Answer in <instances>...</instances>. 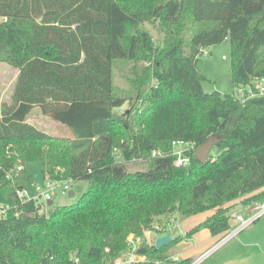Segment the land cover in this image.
<instances>
[{"label":"trees","instance_id":"1","mask_svg":"<svg viewBox=\"0 0 264 264\" xmlns=\"http://www.w3.org/2000/svg\"><path fill=\"white\" fill-rule=\"evenodd\" d=\"M0 17V64L17 71L11 104L0 103V203L12 207L0 219V264H111L129 237L143 238L173 213L213 211L188 233L217 238L232 226L225 206L264 189V96H234L264 78V0H0ZM225 40L230 92L205 93L197 57ZM116 60L146 63L126 96L112 86ZM132 100L141 105L115 112ZM34 108L72 137L29 124ZM211 136L219 141L204 164L191 151L189 168L174 166L173 142L196 149ZM136 160L149 169L129 173ZM32 162L43 179L84 181L86 191L42 212L21 203L24 169L6 175ZM179 240L143 245L142 264H191L169 260Z\"/></svg>","mask_w":264,"mask_h":264},{"label":"rangeland","instance_id":"2","mask_svg":"<svg viewBox=\"0 0 264 264\" xmlns=\"http://www.w3.org/2000/svg\"><path fill=\"white\" fill-rule=\"evenodd\" d=\"M143 28L153 38H161L151 24L144 23ZM203 51H206L207 54L204 56L200 53L196 63L197 70L205 77L201 84L202 90L205 93L214 91L221 94L229 93L231 84L229 41L225 40L223 43L207 47ZM145 65V62L133 63L128 60H116L112 66V86L115 93L121 96L132 93L134 84L131 81L140 76L141 69ZM16 76V70L5 64H0V103L3 107L8 108L11 104V94ZM134 104L138 107L141 105L140 102L135 103L132 100L124 103L115 112L121 114ZM28 123L51 136H66L64 128L42 116L37 108L31 113ZM68 133L71 135L69 130ZM215 153V150L211 149L210 155ZM17 164H20V162L17 161ZM23 169L24 172L20 178L28 196L34 195V186L42 187L50 183L53 187L52 204L50 206L43 201L42 197L36 199L41 209L48 208L52 210L55 207L72 205L87 188V183L84 181L67 183L70 188L69 191L75 193L73 198H69L68 192L63 191V183L47 182L43 179L38 163H26ZM148 169L149 164L146 160H136L126 165V170L129 173L147 171ZM260 192L261 190L246 194L225 206L227 209L226 215L231 225L234 224L231 217L234 213L247 218L244 207L253 201L251 199L255 195L258 197ZM213 213V211H210L186 218H182L179 213L163 216L155 223V226H158L160 230L145 232L143 238L139 239L136 245L141 246V248L143 245L153 246L157 238L170 235L172 239L179 238L180 240L167 250V255L169 257L177 256L180 259L189 257L192 259L191 264H264V216L218 247L216 244L223 241L226 235L223 234L213 239L206 229L192 234L187 232L190 229L189 227H197Z\"/></svg>","mask_w":264,"mask_h":264},{"label":"built area","instance_id":"3","mask_svg":"<svg viewBox=\"0 0 264 264\" xmlns=\"http://www.w3.org/2000/svg\"><path fill=\"white\" fill-rule=\"evenodd\" d=\"M3 18H0V23L3 21ZM202 54L205 56L207 53L206 51H202ZM235 98L240 102L244 103L247 100L254 98V97H262L264 96V78L255 79L249 85L244 88H238L234 93ZM195 148L192 144L184 143L183 141H176L172 143V150L171 155L175 156V167H185L189 168L190 166V159L186 156V152H194ZM160 155L159 153L153 152L152 156L155 157ZM23 167L17 166L14 169L10 170L6 178L13 180L14 177H19ZM47 182H52L49 180H45ZM34 195L28 196L25 188H20L15 190L16 198L21 202H28L34 201L35 205L38 206L40 212L44 209L37 204L36 199L42 197L44 202H50L53 196V187H51L50 183L45 184L44 186H34L33 187ZM70 190L68 184L65 182L63 183V191L68 192ZM263 193V197L260 199L254 200L247 204L244 207V213L247 218H244L242 215H238L236 213L232 214V220L234 224L231 228L224 234L226 237L223 241L216 244V246H220L223 243L227 242L231 238L235 237L240 231L244 230L258 219L264 216V189L261 190ZM12 207L9 205L1 204L0 203V219H4L7 213L11 210ZM159 227L155 226L154 231H159ZM139 239H133V237L128 238V250L126 253H123L121 256L116 258L111 264H142L146 262V259L143 255H137L135 251L140 249L141 246L136 245ZM170 261L176 262L180 260L177 256H171L169 258ZM153 264H161L160 262H154Z\"/></svg>","mask_w":264,"mask_h":264},{"label":"water","instance_id":"4","mask_svg":"<svg viewBox=\"0 0 264 264\" xmlns=\"http://www.w3.org/2000/svg\"><path fill=\"white\" fill-rule=\"evenodd\" d=\"M219 140L215 136L209 137L205 142H203L200 146H198L193 153L194 159L199 163V164H204L208 156L210 155L211 149L213 146L218 142ZM75 196V193L73 191H68V197L73 198ZM264 202V199H263ZM49 206L52 204V202L47 203ZM174 233V232H173ZM172 233V235H174ZM172 241V238L170 235H164L159 238H157L154 241L153 247L155 250L162 249L166 246H168ZM137 255H144L146 253L145 248H140L135 251Z\"/></svg>","mask_w":264,"mask_h":264},{"label":"crops","instance_id":"5","mask_svg":"<svg viewBox=\"0 0 264 264\" xmlns=\"http://www.w3.org/2000/svg\"><path fill=\"white\" fill-rule=\"evenodd\" d=\"M36 108H34V110H35ZM33 112V111H32ZM31 115V114H30ZM30 117V116H29ZM57 124V123H56ZM57 125H59V124H57ZM59 126H61V125H59ZM62 128H64V130L66 131V136H64V137H68V138H71L72 136L68 133V130L65 128V127H63V126H61ZM76 183H78V182H76ZM211 216H212V214H211ZM210 217V216H209ZM208 217V218H209ZM204 222V221H203ZM203 222H201V223H203ZM190 228V229H189ZM188 229V231L187 232H189L191 229H193V227H189ZM211 238H213V237H211ZM214 239V238H213ZM219 247V246H218ZM185 258H188V257H185Z\"/></svg>","mask_w":264,"mask_h":264}]
</instances>
